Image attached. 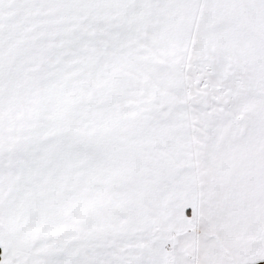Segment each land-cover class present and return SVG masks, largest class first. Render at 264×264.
<instances>
[{"label":"snow or ice","instance_id":"1","mask_svg":"<svg viewBox=\"0 0 264 264\" xmlns=\"http://www.w3.org/2000/svg\"><path fill=\"white\" fill-rule=\"evenodd\" d=\"M0 264H264V0H0Z\"/></svg>","mask_w":264,"mask_h":264}]
</instances>
